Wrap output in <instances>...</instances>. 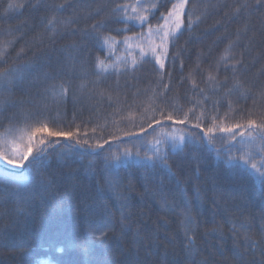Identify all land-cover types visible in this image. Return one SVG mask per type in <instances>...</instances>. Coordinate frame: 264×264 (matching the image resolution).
<instances>
[{
	"label": "trees",
	"instance_id": "16d2710c",
	"mask_svg": "<svg viewBox=\"0 0 264 264\" xmlns=\"http://www.w3.org/2000/svg\"><path fill=\"white\" fill-rule=\"evenodd\" d=\"M10 2L25 6L6 12ZM35 2L0 0V72L8 70L12 79L5 88L0 77V133L40 118L48 131L78 129V136L53 137L59 143L21 172L0 164V264H259L260 248L243 244L242 233L234 239L232 226L245 224L252 239H262L264 182L241 157L258 165L264 159V140L246 135L247 121L264 116V8L249 0V12L236 16L233 9L243 0H189L161 68L150 53L139 52L135 67L134 60L119 58L149 25L152 31L162 26L177 0H141V12L148 9L143 25L114 11L136 0H67L62 12L55 5L65 0ZM152 3L158 7L148 8ZM189 13L195 21L190 29ZM53 16L55 36L48 27ZM69 18L71 24L63 23ZM101 20L104 26L94 31ZM98 36L115 40L105 47ZM230 42L225 71L220 58ZM241 54L236 76L243 87L229 94L232 64ZM98 58L107 71L96 67ZM209 72L217 83L208 80ZM61 83L68 93L54 100L50 90ZM213 118L218 127L209 134ZM162 133L169 134L167 143ZM43 136L47 132L36 139ZM172 136L184 142L174 148ZM157 147L170 168L153 155ZM185 214L195 229L191 252ZM104 219L115 230L103 238L90 235Z\"/></svg>",
	"mask_w": 264,
	"mask_h": 264
},
{
	"label": "snow or ice",
	"instance_id": "6c2138e0",
	"mask_svg": "<svg viewBox=\"0 0 264 264\" xmlns=\"http://www.w3.org/2000/svg\"><path fill=\"white\" fill-rule=\"evenodd\" d=\"M189 0H177V2L173 3L171 8L168 10L167 15L164 16L165 19V25L167 24V21L169 19L175 18L176 23H175V27L172 28H168L166 26H158V28L162 29V34L159 35V40L160 43L156 45V47L150 48V51L152 52V54L154 56H156V52L157 49L160 50V55L156 56L157 61L160 63V67L163 68L164 64H163V59L162 57H166L168 54V43L170 38H174L176 36L177 30L180 29L181 24L183 23V15L185 13V9L186 6L188 5ZM24 3H9L8 4V8L5 10L7 11H11L13 9H22L24 7ZM33 7H39L40 6V0H36V2L32 5ZM67 6V0H65V3H60L55 5V11L57 12H62L65 7ZM158 7L157 3H152L151 5L148 6V8L150 9H156ZM253 7V5H251L249 3V0H243L242 3L236 5L233 9V14L236 16H239V14L241 13V11L244 12H249V9H251ZM255 7L257 9L260 8H264V0H255ZM131 8L133 15H128L127 9ZM143 8V5L141 4V0H136L135 4H127V5H117L116 8L114 9V11H122L124 13L123 16V20L128 21V20H137L140 22L141 25L147 23L148 20V16L145 14L147 13L148 9L144 8L143 12H141V9ZM250 14V13H249ZM164 15V14H162ZM225 15H227V13H225ZM200 19V17H196L195 20L198 21ZM73 21L71 18H69L68 20L64 21L63 23L65 24H71ZM195 21L192 18L191 13H189L188 15V28L190 29L192 27V24ZM104 21H98L96 23H94L91 27L94 31H98L99 28L104 26ZM48 27L50 28V35L51 36H55L56 32H57V24H56V17L53 16L52 18H50L48 20ZM248 31V26L245 25L243 32L246 34ZM148 34L152 35V27L151 25H149V30H148ZM240 35V30L237 31V38H239ZM101 46H105V47H111V44L114 42L115 38L111 37V36H98L97 37ZM129 37H125L124 42L127 43V41L129 40ZM3 47H7V44H5ZM233 47V42H230L228 45V48L225 50V53L221 56V61L225 62V71H227L228 69V61H230L232 59V53H231V49ZM143 54V51H142ZM3 55V51H0V56ZM136 61H133V67H135ZM243 64V54H241V58L236 60L234 64H232V72H233V84L230 88L227 89V92L230 94L233 90H238L240 88L243 87V85L241 84V81L237 78L236 73L238 71L237 65H241ZM96 67L101 70V71H107L108 70V65L105 64L104 60L101 59H97L96 62ZM127 70V69H125ZM217 72L219 71V68L217 67ZM0 77L4 78V84L3 86L5 88H10L11 84H12V79L9 76V72L8 70H4L3 72H0ZM228 77H225L224 80L225 82L227 81ZM208 80L213 82V83H217V77L216 75H213L212 72H209L208 75ZM68 87L61 83L59 85H54L51 88V94L53 99L55 100L57 97L59 98H64L66 97L67 93H68ZM246 95V93H245ZM191 111V110H190ZM31 119V118H28ZM166 119L171 120L172 116L168 115L166 117ZM185 119H187V114H185ZM183 122V121H181ZM157 123H159L157 121ZM151 126V125H149ZM197 127H199L200 125L197 124ZM217 125L215 124V118H213V126L209 127L207 132L213 133L216 129H217ZM236 128H241V125L237 124L235 125ZM246 128H247V133L246 135L251 138L252 140L256 139V136H253V133H257V135L259 136V138L261 140H264V116H261L259 123H257L256 120L253 119H249L247 121L246 124ZM219 130L221 131H226L231 133L232 132V128H220ZM259 130V131H257ZM19 132L20 136L18 137V139H20L21 141L25 140L26 137V144L25 146L27 147V151H24L22 148H20L17 144H16V139H11L9 140L8 137L9 136H13L15 137V134ZM47 132V136H43L42 138L39 139H35L36 134L37 133H44ZM3 136V143L5 144V148L4 149H0V159H3L7 164L12 165L13 167H24L25 162L29 161V162H34L37 160H42L47 149L52 146L55 143H59V140H53V137H67V138H71V139H76V137L78 136V129L76 132H64V131H56V130H52V131H48V121L47 119H40L37 118L35 120L34 123H29L27 125L26 128L24 129H13V128H8L5 129V132L3 134H0ZM162 135L165 137V140L163 141V143H167V137L169 136V134L167 133H162ZM241 142L244 141V136L245 133L243 131V129L241 128ZM235 135L231 136V139H235ZM172 141H173V147L175 148L177 143H183L185 137L184 136H179V137H175L172 136L171 137ZM80 141L77 140V143H79ZM86 143V141H85ZM157 145L161 144L162 141L157 140L155 142ZM33 145H35L36 147V155L31 157V161L29 160L30 154H31V149L33 147ZM98 147H101V145H97ZM130 153L125 152V155H129ZM153 155L155 157H157L161 164L165 167V168H170V166L167 163V154L164 152H161V149L159 147H157L153 153ZM116 159H119V157H117ZM242 160L245 161V163H251V168L253 170H255V172L258 174L259 177L262 178V182H264V159H262L259 162V165L257 164V162L252 161L251 156H242L241 157ZM109 187L111 188L112 185L111 183L109 184ZM161 207H164V204L161 205ZM121 226L124 225V214L123 212H121V218L118 222ZM181 223L184 225V235L185 238L188 241V246L190 248V252H191V245H193L196 236H195V229L193 227H190V225L193 223V221L191 220V217L188 216L187 214L184 215V219L181 221ZM116 227V224L113 223L110 219H104L99 221L97 224L93 225L91 231H90V235L92 236H99L101 238L106 237L108 232L110 231H114ZM215 231V230H214ZM232 231H233V237L234 239L237 237L238 233H242V235L240 236V240L243 244H245L247 247L251 248V249H256V248H260V251L262 253V258L259 261V264H264V228L261 229V233H262V239L261 241H257L252 239L251 236L248 235V226L245 224H241L239 226V228H237L236 225L232 226ZM189 233H192L191 235H189ZM237 255H239V253H237ZM253 264H255V261L253 262Z\"/></svg>",
	"mask_w": 264,
	"mask_h": 264
},
{
	"label": "rangeland",
	"instance_id": "374dc122",
	"mask_svg": "<svg viewBox=\"0 0 264 264\" xmlns=\"http://www.w3.org/2000/svg\"><path fill=\"white\" fill-rule=\"evenodd\" d=\"M183 19V17H182ZM175 23H176V20L175 18H172V19H169L167 21V24L165 25V22L162 26H166L168 28H172V27H175ZM183 26V23L181 24V27ZM180 27V29H181ZM178 31V30H177ZM162 34V29L158 28V29H155L152 31V35H149L147 34L146 36H138V37H135V38H132L128 43L127 45H124L125 47L122 48V56L120 59V61H127V62H131L135 59L136 55L143 51V53H150L152 54V52L150 51V48H153V47H156L157 44L160 43V40H159V35ZM153 55V54H152ZM160 53H159V49H157V52H156V56H159ZM118 62V61H116ZM114 62V66L117 65V63ZM0 134H3V133H0ZM20 136V133L17 132L15 134V137L13 136H9L8 139L11 140V139H16V144L22 148L24 151H27V147L25 146L26 144V137H25V140L24 141H21L20 139H18V137ZM36 139V137H35ZM6 146L5 144L3 143V136L0 135V149H4ZM36 155V147L35 145H33L32 149H31V154H30V157L29 159H31L32 156H35ZM28 161L25 162V165L24 167L26 166ZM0 164L2 166H5L7 168H11L15 171H22L24 169V167H13L12 165H9L7 164L3 159H0ZM40 264H52L50 261L48 260H43L41 261Z\"/></svg>",
	"mask_w": 264,
	"mask_h": 264
}]
</instances>
